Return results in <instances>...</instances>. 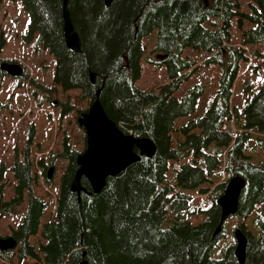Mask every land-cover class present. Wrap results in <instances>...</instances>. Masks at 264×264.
Returning a JSON list of instances; mask_svg holds the SVG:
<instances>
[{
	"label": "trees",
	"instance_id": "obj_1",
	"mask_svg": "<svg viewBox=\"0 0 264 264\" xmlns=\"http://www.w3.org/2000/svg\"><path fill=\"white\" fill-rule=\"evenodd\" d=\"M20 1L29 19L23 38L36 39L53 56L54 84L63 91L79 89L91 102L99 99L122 132L147 137L156 148L153 156H140L108 177L98 194L91 193L82 177L87 192L78 196L71 182L81 152L71 148L68 134L63 135L56 156L67 165L59 178L54 219L40 230L45 240L38 247L41 264H238L234 233L228 235L222 225L213 236L220 220L217 199L234 176L245 182L234 216L241 219L234 230L247 238L244 264H264V136L258 134L264 133V85L242 106L232 104L237 77L249 59L245 46L264 42V0H251L247 10H242L241 0H113L108 7L103 0H69L81 43L78 52L64 43L62 0ZM245 20L253 27L243 29ZM234 25L240 30L239 45L231 43ZM154 30L152 54L164 57L146 60L164 64L168 82L142 90L136 85L146 50L141 41ZM4 44L0 33V50ZM185 48L210 54L201 64L218 65L220 73L204 113L181 120L193 114L205 92L204 84L195 83L180 94L198 67L191 54L183 55ZM252 54L264 66V50L252 49ZM90 71L96 73L94 83ZM4 76L0 67V85ZM70 109L63 103L61 116ZM33 133L31 127L29 146ZM261 155V160H251ZM38 164L44 172L43 161ZM4 168L1 164L0 219L16 213L27 192L26 213L12 235L20 261L38 258L29 237L39 232L47 204L33 193L32 162L28 155L23 162L15 157L11 170L17 183L9 200H3ZM45 182L51 183L47 178ZM178 188L196 190L209 204H193V196ZM197 214L201 219L193 222ZM13 255L0 251L4 260Z\"/></svg>",
	"mask_w": 264,
	"mask_h": 264
},
{
	"label": "rangeland",
	"instance_id": "obj_2",
	"mask_svg": "<svg viewBox=\"0 0 264 264\" xmlns=\"http://www.w3.org/2000/svg\"><path fill=\"white\" fill-rule=\"evenodd\" d=\"M243 2L242 10H247L251 0H241ZM28 16L22 8L20 0H2L0 6V33L3 34L5 44L0 50V60L17 61L23 68L22 76L25 79L14 78L5 75L0 85V165H4L3 180L5 182L4 200H9L14 196V185L17 180L14 178L11 170L15 163V157L20 162L29 156L32 162L31 176L35 177L32 188L35 196L42 198L46 202V207L41 216L38 233L29 237V242L35 247L38 258H26L19 260L17 248L8 250L13 252L12 259L1 262L0 264H35L42 262L43 254L39 250V245L45 240L40 235L43 225L54 219L56 201L58 196L59 178L63 173L67 161L56 154L61 153V140L64 134L70 138V146L78 152L84 151L86 147V136L84 129L78 124V111L84 113L91 105L88 97H82L81 90L70 89L63 91L61 86L54 84L53 74L55 61L53 56L41 44H37L36 39L25 41L23 35L26 32ZM204 25H208L205 23ZM253 27L246 20L243 22V29ZM232 33L235 36L231 43L239 45V32L234 25ZM34 37L37 38L36 33ZM145 44L146 50L141 59L140 77L136 81L137 87L142 90H149L157 87L159 84L167 81V70L164 64L156 65L149 63L150 60L157 59L152 50L156 43V30L143 37L141 43ZM248 53V62L243 64L241 73L237 77L232 96V104L242 106L246 99L264 85V66H260L252 54V49L264 50V42L258 45L245 46ZM205 51H194L185 48L183 55L190 56L197 60V70L190 79L182 85V94L187 88L195 83L205 85L204 94L198 99L196 109L188 117L181 120L196 118L201 116L211 97L213 96L218 83L220 67L215 64H201L202 60L210 54H204ZM250 63L253 67H250ZM258 65V67H254ZM260 66V67H259ZM256 68V69H255ZM29 80L36 81L38 84L46 87L43 90L29 83ZM248 84H251L248 86ZM71 106L70 111L61 116L62 104ZM80 117V116H79ZM233 131L236 128L233 123L230 124ZM31 127L34 129L32 143L27 142V136ZM28 148V151H27ZM55 155L52 164L50 157ZM261 156L252 157L251 160L257 162ZM43 161L46 168L38 164ZM52 167L50 172L51 183H46V171ZM224 178V174L221 179ZM180 191L193 196V204L201 203L206 207L209 202L204 201L197 194L196 190L178 188ZM28 207V194L24 193L23 201L18 205L17 213L3 215L0 219V235L3 237L12 234L13 230L22 221ZM201 219L200 214L194 215L193 222ZM241 222L240 218L230 216L223 224V228L229 235L237 224ZM216 247H214V250ZM221 254V253H220ZM1 257V256H0ZM2 258V257H1Z\"/></svg>",
	"mask_w": 264,
	"mask_h": 264
},
{
	"label": "water",
	"instance_id": "obj_3",
	"mask_svg": "<svg viewBox=\"0 0 264 264\" xmlns=\"http://www.w3.org/2000/svg\"><path fill=\"white\" fill-rule=\"evenodd\" d=\"M68 1L62 0L63 35L66 48L73 52L80 51L81 43L77 31L74 29L68 9ZM108 7L113 0H103ZM157 59L164 55L157 54ZM1 69L12 76H20L22 67L18 63L3 61ZM96 73L90 71L91 83H94ZM78 124L84 129L86 136V147L77 156V166L71 182V191L87 192L81 185V178L89 182L91 193L98 194L105 186L108 177L120 174L127 166L136 162L140 156L151 157L155 153V144L147 137H135L122 132L117 125L106 115L99 99L91 102L86 112L78 118ZM52 167L47 171L50 178ZM244 187V180L238 176L230 178L224 193L217 199L220 207V220L215 228L213 236L220 230L224 221L235 216L238 209L239 194ZM235 248L234 256L238 264H244L246 257V235L240 230L234 231ZM16 240L9 236H0V251L14 249ZM40 264V263H35ZM79 264H86L81 261Z\"/></svg>",
	"mask_w": 264,
	"mask_h": 264
},
{
	"label": "flooded vegetation",
	"instance_id": "obj_4",
	"mask_svg": "<svg viewBox=\"0 0 264 264\" xmlns=\"http://www.w3.org/2000/svg\"><path fill=\"white\" fill-rule=\"evenodd\" d=\"M29 83H30V81H29Z\"/></svg>",
	"mask_w": 264,
	"mask_h": 264
},
{
	"label": "bare ground",
	"instance_id": "obj_5",
	"mask_svg": "<svg viewBox=\"0 0 264 264\" xmlns=\"http://www.w3.org/2000/svg\"><path fill=\"white\" fill-rule=\"evenodd\" d=\"M112 3V2H111Z\"/></svg>",
	"mask_w": 264,
	"mask_h": 264
}]
</instances>
